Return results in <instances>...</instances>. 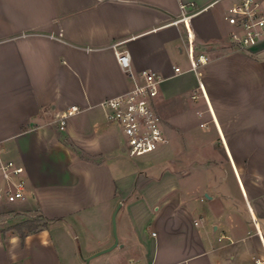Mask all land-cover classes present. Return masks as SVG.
<instances>
[{"label":"crops","instance_id":"obj_1","mask_svg":"<svg viewBox=\"0 0 264 264\" xmlns=\"http://www.w3.org/2000/svg\"><path fill=\"white\" fill-rule=\"evenodd\" d=\"M231 3L0 0V159L24 168L30 196L0 212L50 221L24 242L0 232V264H264V43L225 50ZM189 41L209 59L199 73ZM116 44L136 73L164 79L155 106L168 143L151 167L129 165L101 106L132 83ZM72 107L62 130L56 116ZM200 115L214 116L223 146L185 137ZM115 212L118 245L94 257L115 243Z\"/></svg>","mask_w":264,"mask_h":264},{"label":"built area","instance_id":"obj_2","mask_svg":"<svg viewBox=\"0 0 264 264\" xmlns=\"http://www.w3.org/2000/svg\"><path fill=\"white\" fill-rule=\"evenodd\" d=\"M231 1L225 17L232 28L229 47L236 51L251 52L264 43V9L259 0ZM190 17L183 15L175 23L183 22L188 25ZM189 42L191 70L199 73L201 68L208 64L209 59L205 54L196 56L192 49V41ZM118 46L119 44L114 45L118 64L123 73L130 76L132 83L125 93L105 100L101 106L107 112L108 121L121 128L124 135V152L132 157H141L156 152L168 143L162 128V120L155 106V99L164 79L152 70L136 73L129 51H120L117 49ZM174 69L176 73L181 72L179 67ZM204 93L206 94L205 91ZM205 96L207 98V95ZM78 112V107L60 112L56 116V122L60 123L63 130L68 117ZM0 179L3 182V186L0 187V202L26 201L29 195L27 180L24 168L20 164L14 160L0 159Z\"/></svg>","mask_w":264,"mask_h":264},{"label":"rangeland","instance_id":"obj_3","mask_svg":"<svg viewBox=\"0 0 264 264\" xmlns=\"http://www.w3.org/2000/svg\"><path fill=\"white\" fill-rule=\"evenodd\" d=\"M230 1V0H229ZM218 7V6H217ZM225 50H232V51H236L234 50L232 47H226ZM241 52V51H240ZM243 53H247V52H243ZM249 53V52H248ZM196 56L198 54H195ZM206 94L204 93L203 89L199 90V99L196 100L199 102L200 105L204 106L207 98L205 96ZM209 112V111H208ZM201 117L197 116V120L196 122H194L191 125V130H189V132L185 133V137L186 135L191 136L194 135L197 138L199 137L200 139L206 140L208 138H215L214 143L219 147V146H223L225 143L223 142L222 139H219L217 134H216V130H215V119L214 116L212 115L211 117L209 116V119H207L205 116L200 115ZM162 128L164 130V133L166 135V126L164 123H162ZM123 134V133H122ZM167 137V136H166ZM123 140H124V135H123ZM179 147V144H177ZM185 149L181 148V152L184 153V156L181 157V159H186L187 154L185 153ZM215 152V150H214ZM156 152H154L153 154H148L146 156H141V157H132L130 156L128 153H125V156L128 157L129 159V165H135V166H141V167H151L152 164H154V162L156 161V159H154L153 157H155ZM216 154H218V150L216 151ZM30 199V196H27L26 201H28ZM23 203L25 202H16V206L20 207ZM25 218H35L34 215L32 213L29 212H21V214H19V212L17 211H6V212H0V227L3 226L5 224V222L7 221V223H11V221H15V220H20V219H25ZM113 224V221H112ZM79 255L80 258L83 257V252L81 250H79Z\"/></svg>","mask_w":264,"mask_h":264},{"label":"trees","instance_id":"obj_4","mask_svg":"<svg viewBox=\"0 0 264 264\" xmlns=\"http://www.w3.org/2000/svg\"><path fill=\"white\" fill-rule=\"evenodd\" d=\"M49 222V220L45 219L42 216H38L35 218H25L16 223L14 221H12L11 223H5L0 227V232L4 236L8 232L16 234L21 239V241L24 242L26 236L45 229L48 226Z\"/></svg>","mask_w":264,"mask_h":264},{"label":"water","instance_id":"obj_5","mask_svg":"<svg viewBox=\"0 0 264 264\" xmlns=\"http://www.w3.org/2000/svg\"><path fill=\"white\" fill-rule=\"evenodd\" d=\"M116 213H117V212H115V214L113 215V219H112V221H113V230H114L115 243H114L113 246H111V247H109V248H107V249H105V250H102V251L96 253L95 255H93L94 257H97V256H100V255L105 254V253H107V252H110V251L113 250L115 247H117V245H118V237H117V233H116ZM89 261H90V258L85 259V263H86V264H88Z\"/></svg>","mask_w":264,"mask_h":264}]
</instances>
